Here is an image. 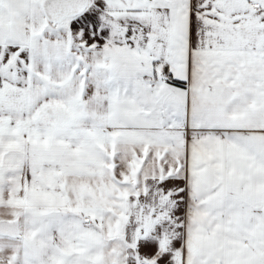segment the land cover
<instances>
[{
  "label": "snow or ice",
  "instance_id": "snow-or-ice-1",
  "mask_svg": "<svg viewBox=\"0 0 264 264\" xmlns=\"http://www.w3.org/2000/svg\"><path fill=\"white\" fill-rule=\"evenodd\" d=\"M0 264H264V0H0Z\"/></svg>",
  "mask_w": 264,
  "mask_h": 264
}]
</instances>
